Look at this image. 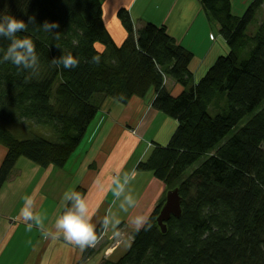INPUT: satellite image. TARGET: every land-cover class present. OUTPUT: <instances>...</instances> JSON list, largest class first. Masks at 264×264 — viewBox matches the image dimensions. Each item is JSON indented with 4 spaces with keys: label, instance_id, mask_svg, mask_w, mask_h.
<instances>
[{
    "label": "trees",
    "instance_id": "16d2710c",
    "mask_svg": "<svg viewBox=\"0 0 264 264\" xmlns=\"http://www.w3.org/2000/svg\"><path fill=\"white\" fill-rule=\"evenodd\" d=\"M201 2L230 51L194 83V53L165 25L147 22L136 31L127 8L117 11L128 33L118 45L105 25L103 0H0V12L26 22L35 17L17 37L31 38L40 58L35 74L0 63V143L7 149L0 190L20 157L64 167L97 116L100 97L127 103L154 91L153 106L178 121L169 144H157L138 168L154 171L166 193L180 188L182 215L172 216L163 233L157 216L165 193L132 231L127 252L102 264H264V17L249 34L264 0H253L242 16L233 14L231 0ZM45 20L58 23L52 31L59 39L38 29ZM9 43L0 37V48ZM68 52L79 58L75 68L51 64ZM166 78L182 92L172 94ZM219 96L225 105L213 112ZM75 192L83 197L86 190ZM105 226L103 220L95 229V240ZM90 255L86 246L84 258Z\"/></svg>",
    "mask_w": 264,
    "mask_h": 264
},
{
    "label": "crops",
    "instance_id": "0c3cea01",
    "mask_svg": "<svg viewBox=\"0 0 264 264\" xmlns=\"http://www.w3.org/2000/svg\"><path fill=\"white\" fill-rule=\"evenodd\" d=\"M248 2L245 0V7ZM121 7L129 10L136 31L147 22L165 25L178 43L194 53V83L219 55L230 51L201 0H103L104 22L118 45L128 35L117 15ZM166 87L174 95L183 90L171 78L166 79ZM154 96L150 91L145 97L133 96L127 103L100 97L99 112L86 134L87 143L64 167L44 168L26 157L17 160L0 190V264H102L127 252L131 242H125L121 234L136 229V217L147 221L166 193V185L154 171L139 169L138 165L149 159L157 144L167 146L178 127L176 119L153 106ZM6 153L0 143V166ZM118 185H123L119 196L115 195ZM79 187L86 190L83 198L94 231L107 221L92 246L81 247L66 240L54 226L70 203L63 200L65 192H75ZM129 195L133 205L125 200ZM25 196H33L39 224L35 220L25 222L19 215ZM27 223L32 224L30 230ZM86 246L91 255L84 259Z\"/></svg>",
    "mask_w": 264,
    "mask_h": 264
},
{
    "label": "clouds",
    "instance_id": "9594fccd",
    "mask_svg": "<svg viewBox=\"0 0 264 264\" xmlns=\"http://www.w3.org/2000/svg\"><path fill=\"white\" fill-rule=\"evenodd\" d=\"M30 23H35V17L29 16L27 22L23 19H18L14 15L6 12H0V37L8 38L10 43L6 49L0 48L3 53L0 56V63L10 61L17 68L31 70L33 74L38 72L40 66V58L36 52L34 42L31 38H18L17 33L28 29ZM56 21L45 20L42 25H38V29L45 33H52L54 39H59V33H54L52 30L58 28ZM58 47V46H57ZM98 57H93L97 60ZM79 63L78 56H74L72 52L63 53L59 57L51 60V64L65 69L75 68ZM127 174L125 175V183L128 181ZM123 191V185H118V190L115 195L119 196ZM63 200L72 201V207L63 211L55 220V228L62 231L66 240L75 242L81 247L90 245L96 239L94 225L91 222V215L86 200L77 192H65ZM125 200L129 205L135 203L132 196H126ZM33 196L24 197V205L20 210L19 215L23 217L25 222L35 220L40 223V217L34 212ZM123 207V205H121ZM107 223V221H106ZM133 223L137 230L146 223V219L138 216ZM148 227H151L148 224ZM27 228H32L31 223H27Z\"/></svg>",
    "mask_w": 264,
    "mask_h": 264
},
{
    "label": "rangeland",
    "instance_id": "374dc122",
    "mask_svg": "<svg viewBox=\"0 0 264 264\" xmlns=\"http://www.w3.org/2000/svg\"><path fill=\"white\" fill-rule=\"evenodd\" d=\"M157 3L158 2H156V4ZM160 3H162V2H160ZM244 3H245V0H232V6H233L232 12H233V14L235 16H242L245 13V11L247 10L248 6L250 5L249 4L250 3V0L247 3V6L246 7L244 6ZM263 17H264V7L262 6L259 9L256 18L253 20V22L251 23V25L249 27V34H253L256 31V29L258 28L259 23H260V21H261V19ZM224 105H225V101H224L223 96L217 97V99L215 100V104L213 106V112L220 111L224 107ZM15 128H16L15 129L16 132L19 135H22L23 134V126L22 125L18 124ZM90 129H89V131H90ZM24 133H25V131H24ZM89 133L90 132H88L87 136L89 135ZM230 135L231 134H229L227 137H229ZM87 136L84 137V139L82 140V142L80 143V145L78 146V148H77L76 151L80 150L87 143ZM166 189H167V187H166ZM164 198H165V196H164ZM121 235L123 236V239H124L125 242H127V241L131 242L132 241V232L131 233L130 232L129 233L127 232L126 234L125 233H122ZM77 264H82V263L80 262V263H77Z\"/></svg>",
    "mask_w": 264,
    "mask_h": 264
},
{
    "label": "water",
    "instance_id": "95a60500",
    "mask_svg": "<svg viewBox=\"0 0 264 264\" xmlns=\"http://www.w3.org/2000/svg\"><path fill=\"white\" fill-rule=\"evenodd\" d=\"M181 215L182 196L180 194V188L175 187L167 191L165 201L157 216V222L163 233H166L168 230L167 221H169L172 216L180 217Z\"/></svg>",
    "mask_w": 264,
    "mask_h": 264
},
{
    "label": "built area",
    "instance_id": "2783aa9c",
    "mask_svg": "<svg viewBox=\"0 0 264 264\" xmlns=\"http://www.w3.org/2000/svg\"><path fill=\"white\" fill-rule=\"evenodd\" d=\"M93 244H91V246H92Z\"/></svg>",
    "mask_w": 264,
    "mask_h": 264
}]
</instances>
